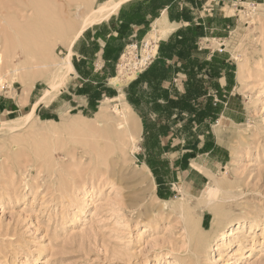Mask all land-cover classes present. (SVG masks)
<instances>
[{"label": "rangeland", "instance_id": "374dc122", "mask_svg": "<svg viewBox=\"0 0 264 264\" xmlns=\"http://www.w3.org/2000/svg\"><path fill=\"white\" fill-rule=\"evenodd\" d=\"M83 1L68 0L73 17L99 5ZM61 2L65 0H0V79L5 80L0 98L18 100L23 81H33L34 100L60 76L69 49L65 37L80 23L77 18L66 29L63 20L57 29ZM226 4L236 14L228 39L235 60L231 69L237 74L229 96L235 118L214 127L226 152L223 165L211 174L222 187L215 208L202 199L211 175L201 188L174 175L170 196L157 195L152 172L154 186L139 178L146 166L143 141L123 154L109 148L111 140L101 135L105 120L90 116L100 106L91 112L69 107L55 123L38 118L33 125L40 133L33 125L12 133L0 122V264H264V0ZM47 26L59 34L54 33L43 55ZM12 54L23 65L16 72L8 68ZM111 103L115 118V107L122 105ZM73 121L84 131L68 130ZM96 142L107 146L99 161ZM215 216L217 233L200 230V240L189 236V220L201 219L208 229ZM239 226L243 233L234 234Z\"/></svg>", "mask_w": 264, "mask_h": 264}, {"label": "crops", "instance_id": "0c3cea01", "mask_svg": "<svg viewBox=\"0 0 264 264\" xmlns=\"http://www.w3.org/2000/svg\"><path fill=\"white\" fill-rule=\"evenodd\" d=\"M231 1L121 0L109 18L76 40L72 70L60 89L32 100L34 85L18 94V100L0 98V122L26 115L36 104L37 118L56 122L69 107L91 112L104 100L122 96L141 121L143 157L155 177L157 195L170 196L173 176L179 174L184 183L205 186L226 156L214 127L235 118L229 107L237 79L228 51L230 22L236 15L226 4ZM162 17L178 27L157 41V54L142 72L115 85L112 79L119 75L117 66L127 46L148 41L153 23Z\"/></svg>", "mask_w": 264, "mask_h": 264}, {"label": "bare ground", "instance_id": "6f19581e", "mask_svg": "<svg viewBox=\"0 0 264 264\" xmlns=\"http://www.w3.org/2000/svg\"><path fill=\"white\" fill-rule=\"evenodd\" d=\"M94 1L95 0H85V3H92ZM120 3H121V0L120 1L111 0L106 3H101L98 5L97 8H93L92 10L87 12L86 15L83 16L79 14V15H76L75 17H73L70 12L72 5L70 4V2H68V0H65V2H63L60 5V13H61L60 20L58 22L57 21L58 19H57L56 21L58 22V24L55 23V25L57 26V29H58V25L60 21H63V20L65 21L64 23L67 25L66 29L73 27L74 21L77 18H80V23L77 29L73 32V34L71 33L72 35L65 37L66 38L65 42L67 43L69 49H68L66 56L61 61V66H62L61 72H60L61 74L58 77V79L55 82L51 83V86L45 90L46 94H51L54 91H58V89H60V87L63 85L65 76L69 74L70 70H72V64H71L72 46L74 45L76 40L79 38V36L88 27L96 24L97 22H101L109 18V16L112 15L117 10ZM248 4L252 7L261 5L258 3H255V4L248 3ZM74 7H76V9L78 10L81 8V5H74ZM229 10H230L229 7L226 6L224 9V12H226L227 14ZM177 27H178L177 24H172V25L169 24L165 17L159 18L153 23V31L149 34L148 41L153 40L155 42L154 52L157 49V41L162 38H167L170 35V33L173 32ZM55 29L50 28L49 26L45 27V33H49V40L48 41L46 40L47 42L43 45L41 49V53L43 55L47 54V49H48L50 39L52 40L54 33H57ZM241 45L242 44L238 46V49H240ZM25 53L26 51H24V54ZM17 57H18V54H14V55L12 54L11 62L10 64H8V68H10L9 69L10 71L16 72L19 69L21 63L17 64L16 62L18 61L15 62V59ZM22 66L23 65L21 64V67ZM3 68H4V58H3V52H2L0 54V71H2ZM123 71H121L117 77L112 79V82L117 86L126 83L128 80L134 79L136 76L135 74H130L128 72L124 73ZM244 72H245V66H244V63L241 62L239 78H242V79L244 78ZM14 79H17V77ZM4 81L5 80L1 76L0 88L3 86ZM33 85H34L33 81H30V82L23 81V92L25 94L28 93L30 89L33 87ZM112 101H119L121 102L120 104L122 105V108H119L118 106L115 107L114 110L117 115L115 118L110 113V109L112 108V103H111ZM36 108H37V104L35 105L34 109L26 115L19 116L10 121L4 120V122H1L2 129L11 131L13 133L23 128H26L28 126L32 127V125L35 123V120H38L36 116ZM90 116L93 117L92 118L93 120H97V119L105 120V123L103 125L106 126L107 128L104 130V133L101 135L102 137H107L109 138V140H111V143L109 144V148L111 149L113 148V150H117L121 154L125 153L128 147H131V151L137 150L139 148L138 143L141 138L140 133L142 131L141 121L138 115L132 109V107L125 100L122 99V96L117 97L112 100H104L103 103L100 105L99 109L96 112H92ZM83 117L86 118L85 116ZM50 122L55 123L54 121H50ZM32 128L35 130L36 133H40V130L38 127L34 126ZM97 129L98 127L95 125L92 127V131H96ZM68 130L84 131V128H82V125H80L79 122L73 121L72 123L68 125ZM106 147L107 146L99 145L97 142L94 143L93 150H96V151L99 150L97 151L99 152V155L97 154L96 160L99 161V159H102V155L104 154L102 148H106ZM138 174L141 180L150 179L152 181V185L153 186L155 185L152 173L147 166L144 165L143 170ZM221 191H222L221 185H219L217 181L214 179V176L211 175V180L206 185V190L202 194V199L204 200V204L214 209L220 197ZM155 196H156L155 199L159 201H163L157 195ZM187 213L189 214L188 210H187ZM217 220H218V216H215V221L208 229L202 225L201 219L199 222L189 220L187 222L189 236L191 238H194V239L196 238L197 240H200L201 239L200 230H204L205 232H208L211 235H214L218 231V227L216 225ZM237 222H241V220L239 219ZM226 225L227 224L222 225L221 229L223 231H225L230 226V223L227 226ZM225 232L223 233V235H225ZM233 233L237 235L242 234L243 231L241 229V226L236 228L233 231Z\"/></svg>", "mask_w": 264, "mask_h": 264}, {"label": "built area", "instance_id": "2783aa9c", "mask_svg": "<svg viewBox=\"0 0 264 264\" xmlns=\"http://www.w3.org/2000/svg\"><path fill=\"white\" fill-rule=\"evenodd\" d=\"M154 48L155 43L153 41H143L140 44H130L127 46L117 66L118 73L127 70L128 73L137 76L151 63L157 54V51L154 52ZM143 50L147 51L146 56L142 54Z\"/></svg>", "mask_w": 264, "mask_h": 264}]
</instances>
